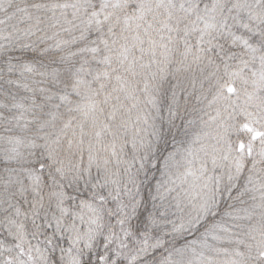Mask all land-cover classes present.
Instances as JSON below:
<instances>
[{"label":"snow or ice","instance_id":"obj_1","mask_svg":"<svg viewBox=\"0 0 264 264\" xmlns=\"http://www.w3.org/2000/svg\"><path fill=\"white\" fill-rule=\"evenodd\" d=\"M0 264H264V0H0Z\"/></svg>","mask_w":264,"mask_h":264}]
</instances>
